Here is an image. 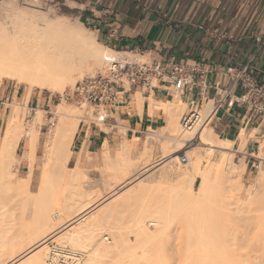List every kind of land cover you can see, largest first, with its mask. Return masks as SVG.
Wrapping results in <instances>:
<instances>
[{"label":"bare ground","instance_id":"6f19581e","mask_svg":"<svg viewBox=\"0 0 264 264\" xmlns=\"http://www.w3.org/2000/svg\"><path fill=\"white\" fill-rule=\"evenodd\" d=\"M36 3L37 2H33L30 7L20 8L16 6L15 8L8 9V11L6 10L7 12L4 15L3 14L0 15V81L3 82L4 80H12L19 85H27L30 91L25 99L26 101L29 99V97L31 96L32 92L35 89L47 90L53 95L61 94V96H64V93L69 84L74 85L78 78H82L83 76H85V74L88 73H92V72L94 73L96 69L101 68L103 66L104 57L109 54V53L105 54L106 47L102 46V44L96 39V34L88 33L87 28H85V26L82 23H79L80 28L76 27L69 20L61 19L56 15L52 16V14L50 13L51 11L43 10L42 8H40V5ZM136 98H137L136 106H139L141 102H143L142 95L138 93ZM24 106H25L24 109L28 108L26 104ZM22 108L23 105L17 100L12 105L11 115L7 122L6 127L5 128L3 127L2 130L0 131V188L1 190L5 189L9 193L12 190H14V192L18 191L20 194H27L30 192L29 186L31 181L33 180L32 167L29 169V172H27V176L25 178H20L19 176H16V172L13 170L12 164L15 162L18 163L20 161L16 155V150L20 141L24 138L30 141L31 148L29 151H26L24 153V158L22 159L28 161L31 164L33 163L35 155L38 152V143L40 137L39 131L40 128L43 127V123L46 118V115L44 110L37 109L34 115L32 116V118L29 121H26L25 125H22L20 124L19 121L20 112ZM56 109H57V114L55 113L56 126H54L55 128L53 130L51 129L52 130L51 132L50 130L48 131V134L50 133L49 134L50 137L48 135L50 139L49 140L50 143L49 146L47 144L46 147L49 149L48 150L49 152L47 151V148L44 145V147L46 148L45 151L49 153V156L47 154L46 155L48 156L49 161H52L53 163L56 164L60 163L63 166L69 167V165L72 163L73 164L72 168H74V173L70 176H67V178L76 179L77 177L80 176V171H79L80 162L79 160L71 159L73 156L71 147L73 145L77 133L79 132V126L82 119V117L80 116L82 114L80 115L81 112L80 110H78L79 108L69 107L65 103L58 104ZM213 109H214L213 104L212 102H210L208 106L204 107V109L195 111V114L192 115L193 117L192 126L188 127L184 133L182 132V134H180L179 129L177 127L178 125L177 118H179L184 113V111L186 110V105L181 100L178 101L177 103H174V102H162V101L156 102L155 100L151 99V115L158 114L160 110H164L165 116L169 123L167 126L160 128L159 130H150V132L148 133L147 138L144 141L145 147L147 149L146 152L152 151V149L155 147V142L160 141L162 155L160 159L154 160L152 164L147 163L145 165V168L152 169L156 166L164 165L166 167L165 170L167 171L166 175L182 179V182L179 185L176 193V195L181 194L180 197H182V195L183 196L185 195V197L186 195H189L193 197V199L194 197H196L197 199L198 197H201L205 193L206 190L205 184H207L206 182L209 183V180H211L210 178H212L211 175L215 172L216 169H217L216 172H218L219 174L216 172L215 173L217 174V176L219 175L218 176L219 179L222 177L220 181L222 179H223L222 181L227 180L229 183L232 182L231 183L232 185H235V183H237L238 186L237 188L243 186L242 179L246 175L247 165L243 158L239 160L240 161L239 165L234 163V158L236 155L235 153L237 152L231 149L232 143L234 142L231 143L229 141H222L216 135H214L213 137H204L202 140L203 146L207 147L209 151L212 152L213 154L217 152L220 153V158L218 162H215L214 164L212 163V165H209L207 168H203L202 160L199 152L194 151L193 148H186L185 146L186 143L194 139L196 135L202 136L204 132L207 131L205 128L207 122L206 120H208L207 118L212 114ZM30 111L32 110L30 109ZM181 127L184 126L182 125ZM241 140H243V143L241 149L239 150L244 149L243 147L246 145L244 134L242 135ZM135 141L138 142L137 139H135ZM136 148L137 146L132 143H128V142H124L122 144L120 143L116 151L117 155L115 153L116 155L115 158L112 157L110 150L108 148H105V152H104L105 162H107L108 165H110V163H112L113 160L120 165L123 164L122 179L126 180V182L128 181L127 179H129V175H131L127 165L133 164L135 162V159L130 155V152ZM184 150H186L187 158H188V161L186 163H183L179 157V153ZM256 156L264 160V143L261 144L260 152ZM47 162L45 160V163L42 162V164L45 165ZM180 163L183 169L179 167ZM113 164L115 163L113 162ZM44 165L42 169L45 171V169L47 170V168H44ZM222 170L226 172V175L224 173L225 176H223L222 173L220 174ZM44 171H42L43 174ZM47 172L48 171H46V173ZM198 178H201L203 182L201 186L199 185L200 187L197 189L195 188V185H197L196 182ZM63 180L65 179L63 178ZM233 180L234 182L235 181L236 182L234 183ZM41 184L43 185V187H41L40 185L41 189H39L40 190L39 193H41L40 194L41 197L44 196V198L47 193L45 192V189L47 187V184L49 185V187L47 188L48 190L46 191H48L49 194L47 195L48 197H50L49 199L51 201L48 199L47 196L46 197L50 202H47V200L44 201L47 202L45 204L48 203L51 204L50 205L48 204L49 205V206L47 205L48 207L45 206L47 208H42L43 209L42 212L43 211L44 212L42 213L40 211V213L38 214V218L40 217V215H41L40 218H42L43 216L47 223L44 221L46 224L45 226L42 225L43 229H41L39 232L37 231L38 234H36L35 232L36 235H33V237L28 241L27 245L20 246L18 250H15L14 247H9L8 243L5 241L6 233H9L8 231L11 230L10 226L13 223L12 219L14 215L13 213H11L10 211L11 209L8 208L9 210H7L6 205H4L5 208H3L4 206L2 207L0 206V226H1L0 264H46V257L48 254L47 242L49 240L59 241V242L63 241L65 243L69 242L72 245H78V246H85L86 243L94 242V233L96 232V230L91 229L92 224L86 222L84 224L79 225L77 228H74L73 225L80 223L79 221L81 220L79 219H81L83 215H89V216L92 215L91 213L93 212H89V211L95 206L102 205L101 203H103L102 201L104 197L100 198L98 201L94 203H93L94 198L93 199L92 197L90 199L87 198L88 199L87 201L85 202L83 201L84 203L83 202L81 203L80 195L75 193L72 194L69 197L70 201L68 205V208L71 209V213H67L68 214L67 220L63 219L61 221H58L59 219H62L61 217H63L62 216L63 214H60V212H55V209L59 207L58 203L60 200V195L63 193L62 190L64 189L62 176H59L57 179H55V181L46 176L43 178ZM263 186H264V169L261 168V171H259L258 176H256L255 181L251 186L250 189L251 195L248 192L249 195L250 196L256 195L258 190H256V193H254L253 189H257V188L259 189ZM248 199L250 200L251 198L248 197ZM251 200L252 201H250V204H252L253 198ZM64 202H66V200H64L63 198V202L61 203L65 204ZM233 202L237 204L236 200H233ZM243 202L244 205L243 204L241 205L243 206L248 205V203L247 205H245L246 204L245 201ZM238 204L236 205L237 207L235 206L236 208H238ZM62 206H60L61 209ZM160 206H164V205H160ZM160 206L157 209L155 208L156 210L153 208V206H150L154 209V211H157L155 212L156 215L152 213L154 212L153 210L152 212L149 211L152 208H150L149 210L146 209L143 210V214L146 210V213L148 215V222L144 221L147 219H144L143 217L139 218V216H137L138 218L137 219L135 218L134 220L135 222L134 228H137L136 232L140 237L139 238L137 236L136 239L138 238L140 239L138 245H141L140 250L142 251H140L139 249L138 250L144 254V258H145L144 260L150 259V258L147 259L149 257L148 255L149 252L147 251L149 245L152 248V249L149 248L150 250L154 249L152 251L153 253L158 250L155 249L156 245L154 246L153 243L156 242L157 244L158 241H160L159 239L160 236H162L163 234L162 230L168 228V227L166 228L165 221L168 217L167 215L169 214L166 215L164 214L169 212L170 206H169V210H167L166 206L161 208ZM163 208L166 209L168 212L163 211ZM159 209L162 211H160ZM158 210L160 211V213L158 212ZM58 211L60 210L58 209ZM148 212L150 213L148 214ZM8 213L9 214L11 213V215H9ZM234 213L236 214L237 212ZM235 214L231 215L230 213L228 215L231 216L232 218V216L235 217ZM147 215L145 214V217H147ZM151 215L153 217H151ZM249 217H246L245 215L246 220H248ZM259 217L263 219L259 220L260 219ZM259 217L257 216L256 218L255 216L253 217L254 218L253 220H255L256 222L258 219L260 221L258 222V224L260 223L264 227V223H261V221L264 222V215L263 217L262 215H260ZM149 219L152 220L149 221ZM227 219L230 220V218ZM240 220L243 221L244 218ZM253 220L251 219V221ZM55 221H57V223H55ZM163 221L165 223H163ZM227 222L228 223L225 224L230 225L231 222L230 221ZM244 222L247 223L248 221H244ZM149 223L150 225H155L158 228L162 226L161 232H159L160 230L158 231L160 234L161 233L162 234L159 235L158 232L156 234L151 232V230L149 231L148 228H146V226L149 225ZM241 223H238V225ZM39 224L41 225V220ZM225 224L223 226L224 228H226V230L228 228H231L228 226H227L228 228L225 227ZM263 227L260 226L261 229L258 227L259 228L258 230L262 231L264 235V232L262 230ZM233 229L237 230V228H233ZM224 230L223 233L221 232L222 235H220V238H217L216 241L218 243L215 246L212 245L210 246V241L209 242L207 241L209 244H206L207 242L205 243L203 242V244L206 245H204L205 247L202 246L203 247L202 250L200 248L199 251L207 250L210 252L213 251L214 248H216V250L214 251H216L219 259L218 264L219 263L233 264L236 258L237 260L239 259V257L235 256L238 255L235 254L237 253L238 250L236 247L239 245L241 246V243L242 241L245 240L246 235H243V233L242 235H240L241 232H239V230L236 232L235 231L229 232ZM258 230L256 232L260 233ZM262 233L260 235H262ZM202 236L199 237L201 240L205 238L207 240L206 235L203 236L204 238ZM151 244L153 246H151ZM100 245L102 248L95 249V251L90 256L86 264H99L98 261L99 257L104 256L105 254L107 255L108 253L111 252L114 253L117 252V255L116 253L114 255L117 256L118 258V254L120 255L122 252L121 250L123 249V248L121 249L120 245L118 244L109 246L106 245L105 243H101ZM126 247H124L125 250L123 251V253L131 252V249H128V247L127 248ZM130 248H132L131 245ZM137 248H139V246L136 247V250ZM127 249L129 250V252L126 251ZM146 251L148 252V254H146L147 253ZM133 252L137 253L135 249H133ZM132 253L125 254V256L130 255V257L128 256L127 259L130 260L132 263L133 261L134 263H136L135 261L136 258L133 260L134 258L133 255H135L136 253L135 254ZM142 253H139L141 254L140 257H143ZM153 253L150 254L153 255ZM119 258H121V256H119ZM116 260L119 261V259ZM120 260L126 261V258H121ZM128 260L127 262L129 263ZM141 260H143V258ZM123 262H117L116 264L118 263L124 264ZM234 263L236 264V262ZM157 264H165V263L157 262Z\"/></svg>","mask_w":264,"mask_h":264},{"label":"rangeland","instance_id":"374dc122","mask_svg":"<svg viewBox=\"0 0 264 264\" xmlns=\"http://www.w3.org/2000/svg\"><path fill=\"white\" fill-rule=\"evenodd\" d=\"M33 2L35 1L34 0H26V1L5 0L2 3H0V15L1 14L4 15L8 11V9L15 8L16 6L20 8L30 7ZM36 2H37L36 4L40 5V8H42L43 10L51 11L50 13L52 14V16L56 15L57 17H60L61 19L69 20L74 24V26L80 28L79 23H82V22H80L77 13L72 11L69 8L68 6L70 4L69 2H67L66 4L62 2V0H38ZM85 28H87L88 33L96 34L88 26H85ZM96 39L100 42L97 36H96ZM102 46L104 45L102 44ZM105 52H106L105 54H108L111 52V50H109L108 48H105ZM101 69L102 67L99 69H96L94 73L92 72V73L85 74V76L95 74ZM79 79L81 78H78L76 82ZM8 84L13 86L14 89L21 88L22 93L26 95V97L30 91L27 85H19L12 80H4L3 82L0 81V88ZM74 85L69 84L67 86L64 96H61V94L54 95V98L56 100L55 101L56 106L52 105L49 108L43 109L45 111L46 118L44 120L43 127L40 128V131H39V134H40L39 149L35 155L33 163L31 164L28 161H25L22 159L23 152L26 150V139H23L21 142L20 150L17 153L18 155L17 157L19 158L20 161L18 163L15 162L12 164L13 170L16 172V176H19L20 178H25L27 176V172H29V169L32 167L33 180L31 181L30 186H29L30 187L29 190L31 193L29 192L27 194H20L18 191L14 192V190H12L13 192L11 191L9 193L5 189L1 190L0 188V206L2 207L6 205L7 210L11 209L10 211L14 215L12 219L13 223L11 224L12 227L10 226L11 230L8 231L9 233H6V239H5L9 247H14L15 250H18L20 246L27 245L28 241L33 237V235L38 234V232L41 229H43L42 225L45 226L47 222L45 221V218L43 216L42 218H40L41 215L38 218V214L40 213V211L42 212L43 210L42 208H47L51 204V203H48L49 205L45 204L47 202H50L51 200L49 199L50 197H48L47 195L49 194L48 191H46L48 190L47 188L49 187L48 184H47V187L45 186L46 187L45 192H47L46 196L48 197L50 201H48L46 196H45L46 199L44 198V196L41 197L40 195L41 193H39L40 191L39 189L43 187L41 183L43 181V178L46 176L48 178L53 179L54 181L59 176H62L64 189L62 190L63 193L60 195V200L58 203L59 207L56 206L58 208L55 209V212H60V214H63L62 215L63 217H61L62 219H59L58 221H61L63 219L67 220V215H68L67 213H71V209L68 208L69 201H70L69 197L74 193L80 195L81 203L83 201L84 202L87 201L91 197L92 199L94 198L93 203L98 201L100 198L104 197V199L102 201L103 203H101L102 205L95 206L89 211V212H93L91 213L92 215L90 216L83 215L81 219H79L81 220L79 221L80 223L73 225L74 228H77L79 225L84 224L86 222H89L90 224H92L91 229L96 230V232L94 233V242L86 243L85 246H78V245H72L69 242L65 243L63 241L59 242V241L49 240L47 242L48 244L47 253L48 254H49L51 245H55V244L59 246L68 245L72 249L85 253L86 259H85L84 264H86L90 256L95 251V249L102 248L100 245L101 243H105L106 245H109V246H113L115 244L120 245L121 249L123 248L121 250L122 251L121 254H123L124 256L125 254L132 253L133 249H135V251H137L138 254L142 253L140 252L142 251L140 250L141 245H138L140 237L138 233L136 232L137 228H134V224H135L134 220L135 218L136 219L138 218L137 216H139V218L143 217L144 219H147L144 221L148 222V215L146 213V210H149L150 208H152L150 206H153L154 209L155 208L157 209L159 208L160 205H164V206H160V208L166 206L167 210H169V206H170L169 212L163 208V211L168 212V213H165L164 215L166 214L170 215V216L167 215L168 216L167 219L165 218L166 228L167 227L168 228L165 230H162L161 228L162 226L159 227L160 228L159 229L155 225H150V223L149 225L146 226V228H148L149 231L151 230V232L156 233V234L159 230H160L159 232H161L162 230L163 234L161 233L162 236H160L159 238L160 241L157 240L158 241L157 244L156 242H154L155 244L153 243L154 246L156 245L155 249L156 250L158 249V250L153 253L152 251L154 249L150 250L149 248L151 247L149 245V248L147 250L149 254L146 251L147 252L146 254L149 255V257L147 258V259L150 258L149 260H144L145 258H144L143 253H142L143 257H140L141 254L138 255L136 252H133L134 254L136 253L135 254L136 256L133 255L134 256L133 260L136 258L135 259L136 263H134V261L132 260L134 264H139V263L148 264V262L149 264H152V263L157 264V262H161L165 264H218L219 259H218L216 251H214L216 250V248H214V250L210 252L207 250L206 251H201V250L203 247H205L204 245L209 244L208 243L209 241H210V246L211 245L215 246L218 243L216 241L217 238H220V235H222L224 229H225L224 231H229V232H234V231L236 232L239 230V232H241L240 235H242V233L243 235H246V238L244 241H242L241 246L239 245L236 247L238 250H237V253L235 254H238V255H235V256L239 257L238 260L235 257L237 261L233 260L234 262H236V264H239V263L240 264H264V240H263L264 235L262 231L258 230L260 226L263 227V225H261L260 223L259 225L258 222H260L259 220L263 219V218H260L259 216L262 215L263 217L264 215V186L259 189L258 188L253 189L254 193H256V190L258 191L256 195L252 194L253 196H250L251 186L253 185L256 176H258L259 171H261V168L264 169V163L261 166V168H259V161L255 158L252 159V162L250 163V167L247 168L246 175L242 179L243 186L242 187L240 186L239 187L240 189L237 188L238 187L237 183H235L236 181L234 182V180L233 182L235 183V185H232L231 184L232 182L229 183L225 179H224L225 181H222L223 179L220 181L222 177L219 179L218 177L219 175L217 176L216 174L218 173L216 172L217 171L216 169L215 170L216 173L214 172L211 175L212 178H210L211 180H209V183L206 182L207 183L205 184L206 190H205V193L201 197H198V199L194 197L193 199V197L189 195H186V197L185 195L184 196L182 195V197H184L182 198L180 197L181 194L176 195L177 189L179 185L181 184L182 179L166 175L167 171L165 170L166 167L164 165H159L152 169L145 168V165L147 163H150L153 160H158L156 156L157 151L160 150L162 152L160 141H156L155 147L152 149V151L146 152L147 149H145L142 157L141 158L139 157L140 159L137 158L135 159V162L133 164L127 165V167L130 170L129 172L131 173V175H129L130 180L127 179L128 180L127 182L126 180L122 179L123 164L120 165L113 160H112V163L109 162L110 165H108V163H105L104 166H99L98 168L95 169L96 170L95 179H93V172L89 171L86 167H82V166L80 167V165H79L80 176L77 177L76 179H68L67 176H70L74 173V168H72L73 164L71 163L68 167V166H63L60 163L56 164V163H53L52 161H49L48 159L49 149L46 147V145L48 144L49 146V143H50L49 141L50 133L48 134V131L50 130L51 132L55 128L54 126H56L55 113L57 114L56 108L58 104L65 103L69 107H77L79 108L78 110H80L81 112L80 115L81 114L83 115V116L82 115L80 116L82 117V119L80 118L81 121L86 120L87 118L86 109L79 107L74 102H71L65 98L66 92L69 89H71ZM33 92L32 93L36 95H53L47 90L35 89ZM19 102L23 103V99L19 100ZM30 109L32 111H30ZM30 109L26 108L25 109L26 114L24 113V115H21V117H19L20 124L25 125L26 121H29L32 118L36 110H34L32 107H30ZM198 110H201V108H198ZM10 111H11V106L9 107L8 115ZM188 113H189V110H185L184 113L179 118H177V121H178L177 127L179 129L180 134H182V132L183 133L185 132V130H183L181 127L183 125L181 124V122H182L183 117ZM81 126L82 124H80L79 129L81 128ZM3 127H4V124H0V131L2 130ZM204 137H209L207 134V131H205L202 136L196 135L195 138L192 139L190 142H187L185 146L186 148H193L194 151L199 152L201 156L203 168H207L209 165H212V163L214 164L215 162H218L220 158V153L217 152L213 154L212 152L209 151L207 147L203 146L202 140ZM44 145L47 148L48 152L45 151L46 148L44 147ZM231 149L234 151L233 146ZM181 152L187 155L186 150L181 151ZM130 153H134V150H132ZM201 154L203 155V157ZM71 159L73 160V158ZM45 160L46 162L49 161L46 163L48 166L46 164L45 165L42 164V162L45 163ZM239 160L241 159H239L236 154L234 158V163L239 165L240 163ZM113 162L115 164H113ZM253 163L255 164L252 167ZM43 165H44V168H47V170L45 169L44 171L42 169ZM179 167L183 169L181 163L179 164ZM42 171H44V174L42 173ZM46 171H48L49 173L48 172L46 173ZM218 171H221V170H218ZM221 173L223 174V176L226 175V172H224L223 170L222 172H220V174ZM40 177H41V180H40ZM63 178L65 180H63ZM201 180H202L201 178H198L196 182L197 185H195V188L198 189L201 186L203 182V180L202 181ZM120 184L121 185L125 184V185H122L121 187ZM248 192L250 193V195ZM248 197L251 199L253 198L252 204H250V201L252 200L251 199L249 200ZM63 198L64 200H66V202H64L65 204L61 203L63 202ZM44 200L45 201L47 200V202H45ZM233 200H236L237 204L239 203L238 204L239 209L236 208L237 204L233 202ZM228 201L232 202L233 204ZM243 201H245L246 203L245 205H247V203L248 205L243 206L244 205ZM60 206H62V209ZM3 208H5V206ZM153 208L150 209L149 211L151 212L152 210L154 211ZM58 209L60 211H58ZM144 209L146 210L143 214ZM159 210L158 212L160 213V211L162 210L160 211ZM155 212L157 211H154L152 213L156 215ZM234 212H237L239 215L236 213L238 215L237 216ZM11 213L10 214L8 213V214L11 215ZM149 213L150 212H148V214ZM230 213L231 215L235 214V217L232 216L231 218V216L228 215ZM145 214L147 215V217H145ZM161 215H162V212H161ZM245 215L246 217L256 216V218L258 216L260 219L259 220L257 219V221L255 222V220H253L254 219L253 217L252 218L249 217V219L247 218L248 220H246ZM157 216H158V213H157ZM157 216H154V217H157ZM151 217L153 216L151 215ZM227 218H230V220ZM233 218H236V219H233ZM243 218H244L243 221L240 220ZM152 219H149V221ZM251 219L253 221H251ZM40 220H41V225L39 224ZM232 220L233 221L237 220V221L233 222ZM227 221L231 222L230 225L225 224V223H228ZM244 221H248V222L245 223ZM165 222L163 221V223ZM55 223H57V221H55ZM238 223H241V224L238 225ZM261 223H264V222L261 221ZM224 224H225V227L228 226L231 228L227 227L228 229L226 230V228H224L223 226ZM233 228H237V230ZM263 228L262 230L264 232ZM0 229H1V226H0ZM256 229L260 233H257ZM261 233L263 237L262 235H260ZM161 234L159 233V235ZM200 235L201 236L206 235L207 240L206 238L201 240L199 238L201 237ZM137 236L139 237L138 239H136ZM203 242L204 243L207 242V243L203 244ZM125 245L128 247V249H131V252H129V250L127 249L126 251H128L129 253H123V251L125 250L124 247H126ZM130 245L132 248H130ZM153 245L151 244V246ZM138 246L139 248H137L136 250V247ZM200 248L201 250L199 251ZM111 253H108L107 255L105 254L104 256L99 257L98 259L99 264H116L117 262H123L125 260L124 259L121 261L120 260L121 258H126V261L123 262L125 264L128 260L127 259L128 256L130 257V255H126L127 257L126 256L124 257L123 255L118 254V258H117V256L114 255L115 253L117 255V252L115 253L111 252ZM150 253H153V255ZM48 254H47V257H48ZM132 254H131V257H132ZM119 256H121V258H119ZM47 257H46V264H47ZM142 258L144 261L141 260ZM116 259H119V261ZM128 261H129V263L127 262L128 264H133L130 260ZM234 262L233 264H235Z\"/></svg>","mask_w":264,"mask_h":264},{"label":"crops","instance_id":"0c3cea01","mask_svg":"<svg viewBox=\"0 0 264 264\" xmlns=\"http://www.w3.org/2000/svg\"><path fill=\"white\" fill-rule=\"evenodd\" d=\"M62 2H69V8L77 13L80 22L92 29L100 42L111 51L140 48L154 63L195 60L209 62L217 67L216 72L208 78L209 88L204 96L200 95L199 87L181 94H176L162 83L149 92L137 88L125 97L126 104L116 108L108 121L81 126L71 147L72 158L79 160L80 167H86L93 172V179L96 177L95 169L107 163L104 158L105 148L115 158L120 143H132L137 148L130 155L134 159H140L146 149L144 141L150 130H159L168 125L164 110L151 115V99L174 103L181 100L189 111L194 105L202 110L212 102L214 109L207 118L205 127L208 136L216 135L222 141L234 142L233 149L237 151L238 158L245 160L246 168L250 167L253 156L259 161L261 168L264 160L256 155L264 143V125L260 124L258 117L250 119L240 104L235 103L230 107L229 98L221 107L216 108L218 97L215 85L231 87L232 80L223 74L224 68L230 64H249L251 75L258 82L264 83V43L257 41V37L264 36V0ZM205 29H218L220 36L210 35ZM33 93L26 101V95L21 88L14 89L9 84L0 88V124H4V128L11 115V111L8 115L9 107L12 109L17 100L19 102L23 99L20 117L25 113V104L34 110L55 105L54 95ZM138 93L142 95L143 102L136 106ZM241 93L239 87L232 90L235 99ZM243 134L246 145L239 150L243 143ZM135 139L139 141L136 142ZM30 148L31 143L26 139V150L22 158ZM161 153L160 150L156 152L157 159H160ZM153 162L154 160L150 163Z\"/></svg>","mask_w":264,"mask_h":264},{"label":"built area","instance_id":"2783aa9c","mask_svg":"<svg viewBox=\"0 0 264 264\" xmlns=\"http://www.w3.org/2000/svg\"><path fill=\"white\" fill-rule=\"evenodd\" d=\"M3 1L5 0H0V3ZM205 31L210 35L220 36L218 29ZM257 41L263 44L264 36L257 37ZM216 70L214 64L205 61L171 60L164 64L154 63L140 48L115 50L104 57L101 70L79 79L66 92L65 98L86 109L87 118L80 123L84 127L108 121L116 108L126 104L125 97L137 88L149 92L162 83L176 94H181L199 87L200 95L204 96L209 88L208 78ZM223 74L232 80V85L230 88L215 85L218 97L216 108L221 107L229 98L230 107L235 103L240 104L250 119L258 117L260 124L264 125V83L258 82L251 75L249 64L243 66L230 64L224 68ZM236 87L242 90L237 99L232 95V90ZM197 110V105H194L183 117L181 122L183 130L192 126V115ZM179 157L183 163L188 161L187 155L183 152L179 153ZM253 158L257 159L254 156ZM85 259L84 252L72 249L68 245L55 244L50 247L47 264H84Z\"/></svg>","mask_w":264,"mask_h":264}]
</instances>
